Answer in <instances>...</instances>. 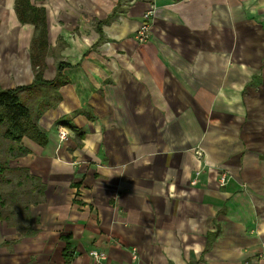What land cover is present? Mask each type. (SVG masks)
I'll use <instances>...</instances> for the list:
<instances>
[{
    "label": "crops",
    "instance_id": "0c3cea01",
    "mask_svg": "<svg viewBox=\"0 0 264 264\" xmlns=\"http://www.w3.org/2000/svg\"><path fill=\"white\" fill-rule=\"evenodd\" d=\"M30 3L44 79L62 62L65 83L47 146L12 163L45 191L0 221V264H264V0ZM16 7L0 0V89L35 78ZM62 118L79 130L66 141Z\"/></svg>",
    "mask_w": 264,
    "mask_h": 264
},
{
    "label": "trees",
    "instance_id": "16d2710c",
    "mask_svg": "<svg viewBox=\"0 0 264 264\" xmlns=\"http://www.w3.org/2000/svg\"><path fill=\"white\" fill-rule=\"evenodd\" d=\"M16 11L22 23L36 27L37 36L31 48L35 74L33 83L15 89H0V221L6 222L14 218L17 209L28 212L31 193L43 194L45 191L28 170L14 168L12 163L31 153L26 146L27 141L40 147L47 146L49 136L41 127L40 119L47 109L58 105L61 99L59 89L65 83L62 79V62L58 64L57 76L53 81H47L43 76L48 46L45 10L32 6L30 0H17ZM57 125L79 132L67 118L60 119ZM31 183L34 184L33 190ZM23 216L21 213L20 221L25 218Z\"/></svg>",
    "mask_w": 264,
    "mask_h": 264
},
{
    "label": "built area",
    "instance_id": "2783aa9c",
    "mask_svg": "<svg viewBox=\"0 0 264 264\" xmlns=\"http://www.w3.org/2000/svg\"><path fill=\"white\" fill-rule=\"evenodd\" d=\"M182 1H187V0H182ZM154 15V10L148 11L147 13L144 14L143 16V22L140 26V28L137 31L136 34V39L139 43L143 44L146 43L149 40L150 37V31H151V23L153 20ZM59 139L61 141H66L68 140L69 133L68 130L65 127H59ZM198 155L202 157V153L198 152ZM198 176L199 172L197 173V177L194 178L192 181L193 185H196L198 183ZM219 184L221 187H225L228 184V175L224 171L220 174L219 177ZM90 257L93 258L97 263L104 262L106 261L107 255L104 252H98L96 250H93L89 253Z\"/></svg>",
    "mask_w": 264,
    "mask_h": 264
},
{
    "label": "rangeland",
    "instance_id": "374dc122",
    "mask_svg": "<svg viewBox=\"0 0 264 264\" xmlns=\"http://www.w3.org/2000/svg\"><path fill=\"white\" fill-rule=\"evenodd\" d=\"M56 125H57V124H56ZM57 127H60V126H59V125H57ZM27 142H28V141H27ZM27 142H26V143H27Z\"/></svg>",
    "mask_w": 264,
    "mask_h": 264
}]
</instances>
